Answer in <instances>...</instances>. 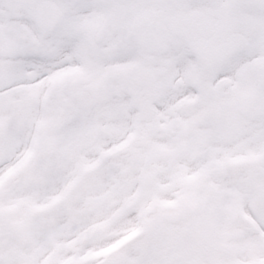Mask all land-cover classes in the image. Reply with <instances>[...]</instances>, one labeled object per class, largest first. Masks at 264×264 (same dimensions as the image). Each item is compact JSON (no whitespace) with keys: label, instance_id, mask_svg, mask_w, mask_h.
<instances>
[{"label":"snow or ice","instance_id":"6c2138e0","mask_svg":"<svg viewBox=\"0 0 264 264\" xmlns=\"http://www.w3.org/2000/svg\"><path fill=\"white\" fill-rule=\"evenodd\" d=\"M0 264H264V0H0Z\"/></svg>","mask_w":264,"mask_h":264}]
</instances>
